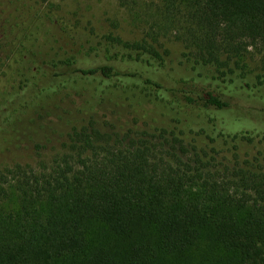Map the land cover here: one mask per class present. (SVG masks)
I'll use <instances>...</instances> for the list:
<instances>
[{
	"label": "trees",
	"instance_id": "16d2710c",
	"mask_svg": "<svg viewBox=\"0 0 264 264\" xmlns=\"http://www.w3.org/2000/svg\"><path fill=\"white\" fill-rule=\"evenodd\" d=\"M116 1L140 38L0 0V150L71 102L126 119L91 117L50 162L0 169V264H264V59L243 60L264 52V0ZM58 44L101 63L55 62ZM167 64L186 89L159 82Z\"/></svg>",
	"mask_w": 264,
	"mask_h": 264
},
{
	"label": "rangeland",
	"instance_id": "374dc122",
	"mask_svg": "<svg viewBox=\"0 0 264 264\" xmlns=\"http://www.w3.org/2000/svg\"><path fill=\"white\" fill-rule=\"evenodd\" d=\"M33 6L40 7L55 13L57 16L65 19L71 24L82 27L83 29H94L99 35L116 34L122 36L125 40H132L142 36L141 29L136 27L126 9L122 8L116 0H29ZM141 26V24L139 23ZM165 46L173 52V56L180 57L184 51L180 43L172 42L167 39L162 40ZM88 51L70 47L64 44H58L51 51L50 58L59 62L71 55L77 58V64L73 68H94L97 67L101 60L91 53L87 56ZM243 60L248 64V69L254 73L260 72L264 52L254 50L249 47L247 53L244 52ZM6 54L0 55V66L3 63L2 58ZM69 71L67 68L59 69ZM58 70V71H59ZM159 82L168 89L184 90L185 84L172 64L164 66L161 72ZM80 111L79 106L73 102L63 106L62 109H55L53 113L50 110L41 111L37 114L36 120L28 124L21 134L17 135L15 141L9 143L5 148L0 150V169L12 167L16 164H36L40 160L51 161V158L59 153H64L68 141L67 133L73 125L87 122L91 117L96 120H110L117 126L125 125L126 119L118 116L117 109L109 111L108 105L104 108L98 106L88 107ZM248 109V108H247ZM63 117V119H62ZM57 118V119H56ZM58 118H61L58 120ZM256 121L254 120V126ZM264 125V120L263 124ZM38 146H43L39 148ZM41 154V156H39Z\"/></svg>",
	"mask_w": 264,
	"mask_h": 264
}]
</instances>
